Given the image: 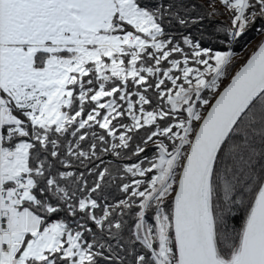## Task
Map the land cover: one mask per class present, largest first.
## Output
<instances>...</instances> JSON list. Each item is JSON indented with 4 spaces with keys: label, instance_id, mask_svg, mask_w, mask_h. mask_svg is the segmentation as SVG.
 <instances>
[{
    "label": "snow or ice",
    "instance_id": "6c2138e0",
    "mask_svg": "<svg viewBox=\"0 0 264 264\" xmlns=\"http://www.w3.org/2000/svg\"><path fill=\"white\" fill-rule=\"evenodd\" d=\"M0 264H264V0H0Z\"/></svg>",
    "mask_w": 264,
    "mask_h": 264
},
{
    "label": "rangeland",
    "instance_id": "374dc122",
    "mask_svg": "<svg viewBox=\"0 0 264 264\" xmlns=\"http://www.w3.org/2000/svg\"><path fill=\"white\" fill-rule=\"evenodd\" d=\"M252 47H255V45L253 44V46Z\"/></svg>",
    "mask_w": 264,
    "mask_h": 264
}]
</instances>
